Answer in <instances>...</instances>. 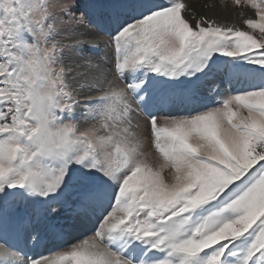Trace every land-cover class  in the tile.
<instances>
[{"label": "snow or ice", "instance_id": "snow-or-ice-1", "mask_svg": "<svg viewBox=\"0 0 264 264\" xmlns=\"http://www.w3.org/2000/svg\"><path fill=\"white\" fill-rule=\"evenodd\" d=\"M76 5L0 0V264H145L135 241L149 245L145 256L163 253L148 256L153 264H225L245 234L239 264H264V79L186 116L146 114L145 79L125 82L141 69L191 77L216 54L264 69V0L202 5L223 15L190 0H142L111 16V37ZM108 11L93 9L101 21ZM101 45L104 55L86 54ZM177 93L201 99L195 88ZM82 104L91 123L65 120ZM62 213L93 230L28 255V235L64 234L51 222Z\"/></svg>", "mask_w": 264, "mask_h": 264}, {"label": "rangeland", "instance_id": "rangeland-1", "mask_svg": "<svg viewBox=\"0 0 264 264\" xmlns=\"http://www.w3.org/2000/svg\"><path fill=\"white\" fill-rule=\"evenodd\" d=\"M208 1L210 3L216 2V0ZM219 1L222 4L224 0ZM141 2L142 0H77L76 8L73 9V11H75L77 15H79L80 13H84L88 16L89 28L91 30H96L104 36L111 37L115 35L116 31H114L113 33H103L102 29L106 27L108 28L111 25L115 26L112 23V15H108L106 19L101 21L98 20L96 15L93 13V9L97 6H103L104 8L111 11L113 9L118 10V5H121L119 7L120 12L115 13L119 15L121 14V10L129 12V7L126 5L127 3L133 6L134 9L135 5L140 4ZM155 2L162 3L163 0H155ZM194 2L201 3L202 5L205 4V2H199V0H196ZM220 10L222 11V9ZM85 51L86 54L92 56L104 55L106 52L103 45H101V47L99 48H87ZM254 77L256 78L255 81L253 79ZM140 79H145L146 86L151 97V103L145 105L144 107V111L146 114L160 113L163 115L186 116L190 115L193 112L200 111L206 106H218L219 98L223 97L228 92L235 93L239 91L250 90L254 82L258 83L260 79H264V69L260 68L258 65L248 64L243 59H233L216 54L212 57L211 60L207 62V65L202 72H198L196 73V75L191 77L184 75L179 77L178 79H169L165 76L148 73L147 78H145L143 69L138 70L135 73L126 74L125 76L126 83L135 82ZM192 88L197 89L199 92L201 99L198 103L187 104L179 102L176 99V96L178 95L177 90H187ZM213 89L216 90L214 93L212 92ZM88 103L95 105V101L85 102V104ZM94 114L95 113L93 108L85 107V105L82 104L75 112L71 114L70 117L65 114L64 118L65 120L71 119L73 122L78 123L80 126H86L87 124L91 123ZM73 167L79 169V166L77 165H73ZM79 170L83 171V169ZM9 191L13 193H20L24 197H26L29 202L35 203L37 205H46L47 203L44 198L33 196L25 189H10ZM49 199L55 200V197L53 196ZM51 222L55 223L57 226H63V231H68L66 234L62 235L66 236L68 240H64L66 241V243L63 245H58L57 247H55V244L46 242V244L44 245V256L50 255L51 253H54L61 248L67 247L74 240L79 239L81 235L87 234V232L93 230L94 228V226L92 225L89 230H85L83 233H78V235L69 237L68 234L73 232L74 222L69 220L66 215H64L63 213L59 216L53 215ZM41 233L42 235L37 236V239L35 240L36 242L40 239L41 241H45L44 238H47V240L50 239V235L48 232L41 229ZM29 238V241H33L32 237ZM125 239L126 238H122L118 240L116 242V245H123ZM251 240L252 237L249 234H245V236L238 238L235 241L234 247L232 248V251L235 252L236 255L226 253L225 264H239V259L243 256L244 250L251 243ZM35 241H33L32 243H36ZM132 247H134L137 250V254H139V256L144 259L145 264H153V261H150L148 259V256H153V253H148V256L144 255L149 247L146 241H135ZM124 254L127 256L128 252H125ZM201 255H203V253ZM161 256H163V253H157L155 254V256H153V260L158 259Z\"/></svg>", "mask_w": 264, "mask_h": 264}, {"label": "bare ground", "instance_id": "bare-ground-1", "mask_svg": "<svg viewBox=\"0 0 264 264\" xmlns=\"http://www.w3.org/2000/svg\"><path fill=\"white\" fill-rule=\"evenodd\" d=\"M194 1H196V0H190V2L193 4V6L196 8V10L197 11H199V12H203V11H208V14L209 15H215V14H217V15H219V14H221V15H223V14H225L224 13V11L222 10H220L219 8H213V9H211V10H206V9H204V8H202V4L201 3H197V2H194ZM205 2V4L206 3H210L208 0H199V2ZM220 2V1H219ZM224 2V1H223ZM134 14V13H133ZM93 224L92 223H88V224H80V223H77V222H74V224H73V232L72 233H70V234H68V236L69 237H72L73 235H78V233H83L84 232V230H86V229H84V228H87V227H89V226H92ZM68 232V231H67ZM66 231H63V233L64 234H66L67 233ZM70 232V231H69ZM48 234V233H47ZM42 235V234H41ZM50 235V234H49ZM29 237H31L30 235H28L27 237H26V239L24 240V246H25V251L28 253V255H33V254H43V252H44V248H43V243L44 242H47V243H50V244H55V247H57L58 245H63V244H65L66 243V241H64V240H66L67 239V237L66 236H52V235H50V239L49 240H45V241H41V239H40V241L41 242H39V243H37V244H35L34 245V243H32V244H30V242L31 241H29L30 240V238ZM68 240V239H67ZM64 241V242H63ZM36 242V241H35ZM57 242V243H56ZM62 242V243H61ZM59 243H61V244H59ZM54 249V248H53ZM55 250V249H54Z\"/></svg>", "mask_w": 264, "mask_h": 264}]
</instances>
